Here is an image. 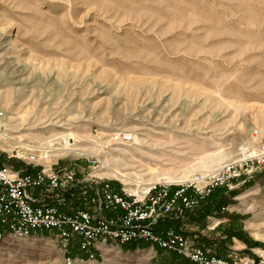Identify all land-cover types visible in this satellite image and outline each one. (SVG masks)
<instances>
[{"label": "rangeland", "instance_id": "rangeland-1", "mask_svg": "<svg viewBox=\"0 0 264 264\" xmlns=\"http://www.w3.org/2000/svg\"><path fill=\"white\" fill-rule=\"evenodd\" d=\"M0 113L9 117L0 126L5 151L20 148L16 140L47 148L50 136L60 147L68 133L135 134L139 150L123 172L144 183L148 167L185 180L212 154H223L217 169L247 159L234 189L218 191L182 228L230 264H264V0H0ZM116 147L124 145L108 149ZM99 150L55 162L28 152L35 160L21 163L76 162L89 172ZM172 262L150 245L112 246L98 260ZM0 264L62 262L49 237L0 242Z\"/></svg>", "mask_w": 264, "mask_h": 264}, {"label": "built area", "instance_id": "built-area-1", "mask_svg": "<svg viewBox=\"0 0 264 264\" xmlns=\"http://www.w3.org/2000/svg\"><path fill=\"white\" fill-rule=\"evenodd\" d=\"M112 142L132 143L133 137L116 131ZM13 152L0 149V242L51 237L62 264H98L109 247L127 245H150L191 264H230L194 243L182 224L212 191L234 189L247 159L228 161L213 173H197L178 184L143 186L98 177L96 156L87 158L91 171L86 172L76 162L46 170L31 161L21 163Z\"/></svg>", "mask_w": 264, "mask_h": 264}, {"label": "bare ground", "instance_id": "bare-ground-1", "mask_svg": "<svg viewBox=\"0 0 264 264\" xmlns=\"http://www.w3.org/2000/svg\"><path fill=\"white\" fill-rule=\"evenodd\" d=\"M6 95H4L5 97L3 96L4 100H5V98H7ZM1 99H2V97H1ZM8 118H6L5 115L0 114V126L2 125L5 128L6 124L4 123V121H6ZM46 123H47V121H46ZM2 129H3V127H2ZM65 130H67V128ZM0 131H2V130H0ZM42 133H44V132H42ZM60 134H62V133H60ZM102 134L103 133H101V135ZM28 135H32V134H28ZM82 135L83 134L75 135L73 133L66 134L65 136L60 138L61 141L58 143V145H60V147H53L54 146L53 145L54 139L52 140L51 136L47 137L46 140L49 139L47 141V148L46 147L45 148H42V147L36 148L34 146L23 145V144H21V141L16 140L15 143L17 145H19L20 148L10 147V152H12L13 150H16V149H20V151L24 150L21 152V155H17V156L20 158H24V159L29 158L30 160H34V158L30 157L31 154H29L28 152H31V153L38 152V158H40L41 161L43 160L45 162L46 161H49V162L54 161L55 162V161H57V159H61L63 157H66L69 154H72L74 156H82V155L90 156L93 154H92V151H89V150H95L97 152L98 148H100L99 151H102V153L104 155L102 156V158H100L99 156H96L97 159H99V161L101 162V169L99 170V175L110 176V177H113L114 179L118 178V179H121V181H123L124 183H133L136 181L137 183H140L143 186H149L151 184L161 183V182L177 184V183H181V182L187 180V179L183 180L182 179L183 177H181V176L177 177L175 174H172V172L171 173H165V172L159 173L158 172L159 174L158 173L156 174V172H154L156 170H153L152 168H149V167H148V174H150L151 177L149 180H146L147 183L142 182V179H143L142 176L143 175H141L139 172L138 173L137 172H133V173L130 172L131 173L130 175H133L135 177V179H132L130 177V175H128L129 172L124 173L123 172L125 170L124 167L130 165V164H128L129 159L133 157V153H132L133 151L132 150H134V149L139 150L138 147H135V146L140 144L141 141L136 137L135 134L132 135V137H133L132 143H124V144H122V145H124V147H116V148H111V149H108V146L110 145L112 140L102 141L101 139H103V137H101V136L89 138V136L87 134H86V136L85 135L82 136ZM33 136L36 137V135H33ZM52 136H54V135H52ZM0 137H2V139H3L6 137V134L2 133V134H0ZM21 139H22V137H21ZM40 140H38V142H40ZM86 140L89 141L88 144L90 142H92V145H94V146L92 148L90 147L89 149L87 148L88 146L85 148L79 146L81 142H83V141L85 142ZM84 142H83V145H84ZM85 143H87V142H85ZM95 145L97 148L95 147ZM103 148L107 149V150L105 151ZM17 152H19V151H17ZM50 152H53V153L50 154ZM253 154H257L255 150L252 151V153L250 155L252 156ZM31 156H33V155H31ZM222 158H223V154H212L206 160H203V162H201L199 164L201 166V168H203V170H201L202 173H200V174L213 173L216 170H218L217 167L220 165L219 162L222 160ZM49 165L45 164V168L48 169ZM146 178H148V177H146Z\"/></svg>", "mask_w": 264, "mask_h": 264}, {"label": "trees", "instance_id": "trees-1", "mask_svg": "<svg viewBox=\"0 0 264 264\" xmlns=\"http://www.w3.org/2000/svg\"><path fill=\"white\" fill-rule=\"evenodd\" d=\"M218 191H222L223 192L224 190L223 189H215L214 191H212L211 194L205 199V201L203 202L201 207H203L204 209H209L211 207V205L214 203V197L216 196V193ZM174 226H176V224ZM123 247H125V248H135V246H132V245H127V246H123ZM140 248H143V247H140ZM156 250H158V249H156ZM158 251H161V250H158ZM167 254H169V259L173 261L172 262L173 264H191L188 261L180 259L175 254H172V253H167Z\"/></svg>", "mask_w": 264, "mask_h": 264}]
</instances>
